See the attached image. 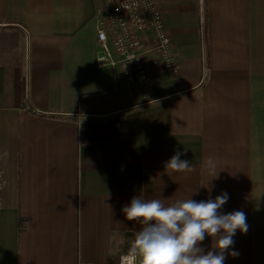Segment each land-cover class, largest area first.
Returning a JSON list of instances; mask_svg holds the SVG:
<instances>
[{"label": "crops", "instance_id": "obj_1", "mask_svg": "<svg viewBox=\"0 0 264 264\" xmlns=\"http://www.w3.org/2000/svg\"><path fill=\"white\" fill-rule=\"evenodd\" d=\"M105 1L0 0V264H117L133 196L222 192L248 225L225 264H264V0H158L182 68L151 55V92L97 63Z\"/></svg>", "mask_w": 264, "mask_h": 264}, {"label": "clouds", "instance_id": "obj_2", "mask_svg": "<svg viewBox=\"0 0 264 264\" xmlns=\"http://www.w3.org/2000/svg\"><path fill=\"white\" fill-rule=\"evenodd\" d=\"M186 151H177L164 162L167 175L194 170L189 160L181 159ZM207 168L215 170L211 158ZM228 199L229 195L222 192L206 201L188 198L165 204L160 199L133 196L122 212L127 220L141 225L132 243L139 264H225L227 256L237 257L238 252L228 250L234 245L237 230L247 233L248 225L242 211L221 213ZM206 237L212 238L207 252L201 247Z\"/></svg>", "mask_w": 264, "mask_h": 264}, {"label": "built area", "instance_id": "obj_3", "mask_svg": "<svg viewBox=\"0 0 264 264\" xmlns=\"http://www.w3.org/2000/svg\"><path fill=\"white\" fill-rule=\"evenodd\" d=\"M96 27L100 49L97 63L121 66L129 83L139 81L151 92L153 71L148 62L151 55L162 69L180 73L181 61L174 51L158 0H106L98 10ZM132 243L133 239L117 264H137L138 254L132 251Z\"/></svg>", "mask_w": 264, "mask_h": 264}]
</instances>
